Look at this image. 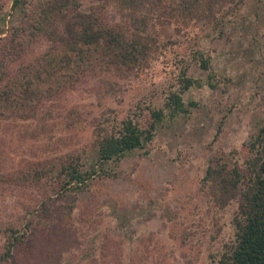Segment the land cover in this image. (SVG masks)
Masks as SVG:
<instances>
[{
  "label": "rangeland",
  "instance_id": "1",
  "mask_svg": "<svg viewBox=\"0 0 264 264\" xmlns=\"http://www.w3.org/2000/svg\"><path fill=\"white\" fill-rule=\"evenodd\" d=\"M40 1L13 8V0H0V67L10 75L39 67L51 45L42 34H27L29 26L12 34L25 9ZM81 1L103 20L131 14L112 0ZM205 6L193 17L173 10L159 16V7L145 3L140 10L150 17L157 48L143 66H89L83 73L64 67L34 79L44 95L37 103H2L0 171L14 176L42 160L35 167L46 173L24 185L0 182V255L11 230L20 238L14 258L0 264H212V255L234 238L237 201L215 204L203 175L216 158L238 161L247 172L246 144L264 121V0H243L220 23L202 15ZM195 48L208 57L209 68L193 59L187 66L201 81L182 93L188 112L167 115L147 145L108 161L112 175L59 195L62 159L78 158L83 168L95 161L93 125L108 126L112 120L105 117L114 109L117 120L130 112L145 125L148 106L163 105L180 60L191 59Z\"/></svg>",
  "mask_w": 264,
  "mask_h": 264
},
{
  "label": "trees",
  "instance_id": "2",
  "mask_svg": "<svg viewBox=\"0 0 264 264\" xmlns=\"http://www.w3.org/2000/svg\"><path fill=\"white\" fill-rule=\"evenodd\" d=\"M112 1L130 10L131 14L124 19L121 14L122 17L119 19L103 20L95 6L85 9L81 0H43L25 9L21 18L22 23L13 25L12 34L26 31V27L29 26L27 34L31 36L42 34L51 45L45 51V59L41 63L39 61V67L31 71L29 69V73L10 75L0 67V83H3L0 87V121L7 116L1 108L2 103L12 104L16 108L20 106L26 108L28 103L33 101L37 103L41 96L43 98L41 89L35 87L34 79H42L44 74L50 77L64 67L70 72L74 66L82 73L89 66L126 71L143 66L151 52L157 48L155 35L148 28L150 17L146 11L140 10L145 3L155 6L156 9L159 7L157 13L159 16L173 10L174 14H187L188 17L195 16L196 10L205 4L207 12H202V15L220 23L228 9L236 8L243 2V0ZM23 2L24 0H13L12 6L13 8L17 5L22 6ZM57 46L62 51L60 55L55 53L54 48ZM14 50L17 51V48ZM16 57L17 55L10 56L8 63ZM192 59L201 67L209 68L208 57L204 56L199 48L192 51L191 59L182 58L180 71L175 77V83L166 91L163 105L148 106V121L145 125L140 124L137 114L130 112L117 120L116 109H112L113 111L105 117L112 120L108 122V126H103L102 123L93 125L95 129L91 130L93 136L90 145L95 150V161L89 167L83 168L78 158L74 161L62 159L60 171L57 173L58 178L61 177L58 194L62 190L77 193L89 188L91 180L112 175L113 172L107 166L108 161L119 160L128 152L147 145L167 115L188 112V104L183 100L182 93L192 85L201 84L199 79L187 73V66ZM71 82L72 79L67 80V83ZM190 104H194V101H190ZM75 122L76 120L74 124ZM96 126H100L101 131H97ZM246 146L247 154L243 161L246 173L242 172L238 161L229 165L227 161L216 158L210 161L203 175L210 199L215 204L224 206L232 199L237 201V209L233 216L234 238L226 241L219 253L212 255V264H264V121ZM41 162L43 161H37L14 176L12 172L0 171V182L24 185L32 179L37 181L46 173L43 166L35 167ZM45 204L46 200L43 199L42 206ZM11 232L0 255V261H11L14 258V246L20 238H16L17 234L14 231ZM120 262L102 261L104 264H121Z\"/></svg>",
  "mask_w": 264,
  "mask_h": 264
}]
</instances>
